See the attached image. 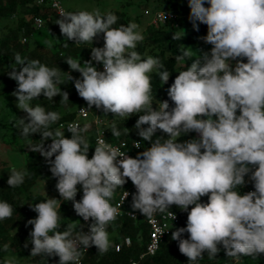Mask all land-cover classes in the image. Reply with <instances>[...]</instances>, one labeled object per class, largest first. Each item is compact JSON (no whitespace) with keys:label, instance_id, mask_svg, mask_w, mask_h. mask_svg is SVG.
<instances>
[{"label":"clouds","instance_id":"1","mask_svg":"<svg viewBox=\"0 0 264 264\" xmlns=\"http://www.w3.org/2000/svg\"><path fill=\"white\" fill-rule=\"evenodd\" d=\"M187 5L193 29L207 26L200 39L211 48L201 50L198 59L178 72L167 89L172 106L164 100L155 109L151 74L155 72L164 84L170 73L158 57L135 51L144 40L137 23L112 27L118 17L98 9H61L55 21L61 35L78 45H91L103 34V47H92L91 59L83 65L71 57L65 61L80 74L73 78L67 73V81L87 103L81 112L95 106L105 116L111 113L124 120L142 113L135 122L136 133L150 146L134 158L101 135L89 159L85 134L90 123L68 124L70 138L64 128L50 130L60 114L33 107L31 101L61 94L69 101L68 93L58 87L66 83L62 71L15 54L8 76L17 84L12 93L16 106L27 116L16 118L14 126L22 136L40 134L41 143L30 150L39 152L49 165L61 198L46 197L29 205L37 214L27 221L32 230L24 247L31 243V256L55 255L59 264H80L82 249L95 246L98 253H106L113 246L107 227L120 215L123 203L113 206L110 201L128 180L136 189L131 207L143 216L152 218L172 205L187 212L186 226L173 231L171 239L191 264L205 253L214 259L221 247L225 256L237 261L241 256L264 254V0H187ZM160 16L163 22L168 18L165 12ZM184 55L175 59L180 61ZM93 62L102 64L103 70L98 71ZM124 131L129 133L127 128ZM191 132L197 138L178 140ZM111 134L121 135L115 123ZM49 139L51 143L45 145ZM136 148H141L138 141ZM26 175V169L13 167L7 184L18 187ZM246 176L254 190L240 194ZM77 185L82 187L79 201ZM128 195L124 192L123 200ZM204 196L206 203L201 202ZM61 200L71 201L84 221L91 218L87 232L83 227L75 231L76 222L59 230ZM13 211L8 202L0 201V220L11 218ZM168 215L175 219L174 213ZM3 248L7 251L9 245ZM4 264L16 262L9 258Z\"/></svg>","mask_w":264,"mask_h":264},{"label":"trees","instance_id":"2","mask_svg":"<svg viewBox=\"0 0 264 264\" xmlns=\"http://www.w3.org/2000/svg\"><path fill=\"white\" fill-rule=\"evenodd\" d=\"M165 3L166 5L162 8V10L176 11L180 14V16L168 21L171 22V26L169 27L164 23H159L157 25L149 24L143 34V42L137 45L135 51L142 55L148 54L158 57L160 62L164 65V68L170 73L167 83L162 84L159 77L155 74V72H153L151 74V85L154 100H168L170 106H172V102L167 96V89L173 83L178 69L184 70L186 65H189L194 59L199 58L198 55H193L191 53L189 45L202 40L200 38L206 35L207 26L199 24L198 31L194 30L192 27L189 31L178 33V28L183 25L184 13L190 11L187 5V0H165ZM206 5L207 4H205V6ZM67 11L75 12L70 10ZM108 12H111L118 17L116 24L112 27H119L121 24L127 25L131 21L130 17L124 11L109 10ZM38 15L42 16L45 21L54 19L53 16L48 17L46 11H41L40 7L34 4V0H0V20L16 16V26L9 28L8 31L3 33L0 37V94L9 90L11 86H15L16 84V82L8 76V72L11 70V64L14 63V56L16 53H19L22 57H26L28 60H39L42 64L50 68L58 67L62 71L61 79L66 82L58 85V87L62 92L68 93L69 101H64L62 99V94L61 97L57 95L53 97L52 100H49L41 95L31 101V105L33 107L40 105L43 106L46 111H55L60 114V120L50 126V130L54 131L58 128L59 122L74 118L75 111L80 104L87 105V103L80 96H75V87L73 82L67 81V73H69L73 78L80 77V74L71 70L65 61L71 57L78 60L83 65V61L90 60L91 48L103 47L104 40L102 33L93 39L91 45H78L75 44L74 41L65 40L60 42L54 51L46 53L41 50L40 45L37 43L35 44L30 40L32 34L43 29H33L30 26L32 19ZM51 28L54 31L60 30L55 22L51 25ZM22 30L23 34L27 37V40L24 42L21 40ZM174 37L178 38L174 39ZM65 43H67V46H65ZM185 53H187V55H184ZM177 55H184V59L177 61L175 59ZM93 63L98 70L99 64H95V62ZM95 109L96 108H94V110ZM99 114L102 116L100 110ZM140 114L132 115L125 120L119 117H114L112 114L108 115L106 117L107 123L106 121H103L108 140L116 142L122 138L128 141L139 139L142 142V151L145 147L150 146L147 141H143L136 133L137 130L135 128V122ZM26 116L27 114H25V117ZM113 123H115L117 129L121 132L119 137H114L111 134V127ZM90 124L91 129L85 134L90 145L87 153L89 159H91L96 146L94 143L95 129L92 123ZM12 125H14V123H12ZM142 127L147 126L143 125ZM125 128L128 129V134L125 133ZM41 131H43V129ZM16 134L20 142L21 153L24 157V168L27 170V175L24 178L23 184L18 187H10L7 183L0 186V201L8 202L14 210L11 218L0 220V256H3L8 252H20L21 244L25 237L30 240L29 232L32 230L31 225L26 224L21 232H12V229L17 228L23 220H26L27 222L29 219L31 209L25 205V199L30 197L27 193L28 189L45 174H49L51 179L57 183L56 178L52 177L51 172L49 171V165L46 163L45 159L39 152H33L30 150L34 145L41 143L40 134L34 133L29 136H22L20 135L19 130ZM160 134L161 133L158 131L157 135ZM64 135L66 138H70L71 136L70 133H64ZM155 138L156 137L154 136L153 139ZM188 139H193L192 135H181V137L178 138L181 142ZM50 143V139L44 141L45 145ZM246 178L247 176L245 177V185L238 189L240 194L245 193V187H253L250 179ZM130 185L131 181L128 180L122 188L118 187L115 190L110 203L114 205L117 198L116 192L118 190L127 189ZM81 197L82 187L77 185L76 200L79 201ZM131 201L132 195L128 199L127 204ZM201 202L206 203L207 196L201 197ZM170 209L178 213L184 224L187 220V212L181 211L175 205L170 206ZM59 211L61 217L60 231L65 230L72 222H76L75 231H79L81 227H84V220L75 213L71 201L61 200V207ZM107 231H114L116 233L114 239L112 240L113 246L104 254L98 253L96 247L91 246L89 252L83 260V264H129L130 259L137 256L143 249L147 240L148 227L143 220L142 214L136 219L122 215L118 216L114 222H111L108 225ZM187 236V233L183 234V238H187ZM126 238H128L131 242L129 246L125 244ZM4 244L9 245V249L7 251L3 248ZM117 245L119 246V249H116ZM31 248L26 249L25 253L34 264H59V257L55 255L49 256L47 254H43L35 257L31 256ZM144 264H191V262H188L187 257L179 252L177 241L172 240L171 236H169L162 240L158 251L151 258V260L146 261ZM195 264H264V254H259L257 256H241L237 261L232 257L225 256L224 250L221 247L220 252L214 259H210L207 253H205L203 258L196 261Z\"/></svg>","mask_w":264,"mask_h":264},{"label":"rangeland","instance_id":"3","mask_svg":"<svg viewBox=\"0 0 264 264\" xmlns=\"http://www.w3.org/2000/svg\"><path fill=\"white\" fill-rule=\"evenodd\" d=\"M64 5L67 10L70 11H80L87 10L92 11L94 9H98L101 14H105L109 10H120L124 11L131 19V21L137 23L142 29V34H144L146 28L151 24V20L156 11L162 10V8L166 5L165 0H66ZM208 5H206L207 7ZM177 16H180L178 12L174 11ZM189 11L184 13L183 25L178 28L177 32H185L192 29V23L188 19ZM54 19H50L45 21L43 25V29L35 32L31 35L30 40L33 43H37L41 46V50L46 53H51L57 47V45L67 40L60 33V30L54 31L51 28V25L55 22ZM168 27L171 26V22L164 23ZM16 26V16L3 18L0 20V37L3 33H6L9 28ZM51 42V45L49 43ZM211 45H208L203 42V40H199L192 45H189V49L193 55L200 54L202 51H209ZM142 55V54H141ZM148 54H144L142 56H147ZM246 62V59L243 61ZM233 65L235 61L232 62ZM182 69H178L176 71V75ZM17 88V84L15 86H11V88L0 94V186L7 183V179L10 175V171L13 167L17 170H24V157L21 153L20 142L17 138L18 129L14 126L16 118L25 117V114L22 110L18 109L17 100L12 95L13 91ZM164 91V90H163ZM165 92V91H164ZM157 100L153 101V108L158 107ZM95 106L91 108L94 111ZM102 113L103 121L107 123V116L111 115V113L104 115ZM239 114V113H237ZM14 123V125H12ZM108 125V124H106ZM183 135V134H182ZM186 135H192V138H197V133L191 132ZM56 183L51 179L49 174H45L40 177L32 187L28 189L29 198L25 199V205L29 207V205H33L38 202H43L46 197L47 198H56L61 199L59 193L55 187ZM42 198V199H41ZM36 213L31 210L29 219H34L36 217ZM28 219V220H29ZM187 221V220H186ZM186 221L184 222L186 226ZM27 224L26 220H23L21 224L12 229L16 232H21L25 225ZM110 234L111 241L114 239L116 233L114 231H108ZM26 241H29L26 237L21 244V250L18 253L8 252L7 254L0 256V264H4V261L9 258H14L16 264H34L27 254L25 250L31 248V243H28V247L25 248L24 244Z\"/></svg>","mask_w":264,"mask_h":264},{"label":"built area","instance_id":"4","mask_svg":"<svg viewBox=\"0 0 264 264\" xmlns=\"http://www.w3.org/2000/svg\"><path fill=\"white\" fill-rule=\"evenodd\" d=\"M66 0H34V4L38 7H40L41 11H46L47 16H53L55 18V20L60 19L59 13L60 10L63 9L64 11H67L64 2ZM165 12V14L167 15V19L163 22L160 16V13ZM177 17V15L171 11V10H158L155 12L151 23L152 24H159V23H165L168 21H171L173 19H175ZM45 23V19L38 15L35 16L31 23L30 26L33 29H40L43 27ZM21 40L24 42L27 40L26 35L23 34V30L21 31ZM90 59H91V55H90ZM103 70V66L102 64H99L98 66V71H102ZM79 78V77H78ZM75 96L79 97L77 91L75 90ZM81 108H85L87 109V105L85 104H80L76 111H75V116L74 118L70 119V120H64L59 122L58 124V128H64L62 129V131L64 133H69L67 131V126L70 123L73 122H79L81 124V126L84 123H92L94 129H95V133H94V143L96 145L97 143V138L101 135H103L104 139L106 140L107 143L112 144L114 147H118L120 148V150L122 152H126L127 155L131 156V157H135L137 155L138 152L142 151V142L139 139L136 140H132V141H128L126 139H119L116 142H112L110 140H108L107 138V134H106V129L104 127V123H103V119L99 114V110L95 109L94 111H92L91 109L84 113L81 112L80 109ZM140 142V146L141 148H136V142ZM254 188L253 187H245V193L248 191H253ZM136 189L134 187V185L131 182V185L129 188L127 189H123V190H118L116 192V201L114 203L113 206H117L119 204H121V208H120V215H126L132 219H136L138 217L141 216V213L139 212V210H133L131 207V202H129V204H127L128 199L131 197V195L133 193H135ZM124 192H128L129 195L128 197H126L123 200V194ZM129 205V206H128ZM174 213L175 215V219L172 220L171 216L168 215V213ZM143 220L145 221L147 227H148V231H147V240L144 244L143 249L138 253L137 256L132 257L129 261V264H144L146 261L151 260V258L155 255V253L158 251L159 247H160V243L162 242L163 239H165L166 237L171 236V233L173 231H175L177 228L180 227H185V225L183 224V222L181 221L180 216L178 215V213H176L174 210L172 209H167L164 212H156L154 214V217L149 218L147 216H143ZM91 223V218L89 219V221H84V227H83V231L87 232L88 231V225ZM125 244L127 246H129L131 244L130 240L128 238L125 239ZM116 249H119V246H116ZM90 247L87 248L86 251H83V255L82 258L80 260V264H83V260L86 256V254L89 252Z\"/></svg>","mask_w":264,"mask_h":264}]
</instances>
